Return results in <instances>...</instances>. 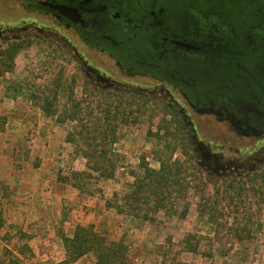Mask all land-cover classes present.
<instances>
[{"label":"rangeland","instance_id":"1","mask_svg":"<svg viewBox=\"0 0 264 264\" xmlns=\"http://www.w3.org/2000/svg\"><path fill=\"white\" fill-rule=\"evenodd\" d=\"M11 17L13 8L0 7L1 19ZM11 41H20L23 46L16 55L13 70L0 72V115L6 118L5 130L0 131V264H10L14 257L21 264H61L66 253L60 234L72 236L78 224L93 225L108 240H124L130 264H264V203H258V196L250 190L244 191L245 200L239 206L234 205L239 200L234 189L229 188V192L235 194V200L223 195L228 193L225 187L229 183L235 182L237 186L251 182V178L242 182L228 178L221 181L220 178L226 177L222 172L209 176L214 171L197 158L192 143L190 151L194 163L204 168L201 174L204 180L210 188L223 189L224 199L218 206L222 215L218 221L228 220L226 226L212 223L206 215L198 213L196 204L200 198L194 189L188 194L190 209L185 218L161 210L155 213L154 220L146 221L119 212L116 206L107 207V199L123 203L121 196L131 190L133 172L139 171L143 155L151 166H159L153 149L161 119L183 121L160 97L102 87L53 35L38 31L0 35V49ZM58 82L64 84V90L54 98ZM71 85L74 98L82 100L84 106L109 100L121 103V107L124 106L121 101L136 98L139 103L155 108L154 114L153 111L140 114L137 110L119 126L118 141L113 148L123 155L122 163L114 178L90 182L92 192H81L71 182L60 180L71 170L84 169L86 162L76 154L74 144L66 141L68 131L75 125L69 118L63 120L62 111ZM46 97L56 109L51 115L41 108ZM174 156L185 158L182 146ZM20 217L31 220L30 223L24 219L34 227L31 235L24 233ZM246 223L250 235L239 241L235 233L241 232ZM189 232L206 237L200 244L201 253L185 250L183 240ZM95 262V255L88 253L70 264Z\"/></svg>","mask_w":264,"mask_h":264},{"label":"flooded vegetation","instance_id":"2","mask_svg":"<svg viewBox=\"0 0 264 264\" xmlns=\"http://www.w3.org/2000/svg\"><path fill=\"white\" fill-rule=\"evenodd\" d=\"M0 3L13 8L0 35H53L102 87L160 97L209 176L242 182L264 166V0Z\"/></svg>","mask_w":264,"mask_h":264},{"label":"trees","instance_id":"3","mask_svg":"<svg viewBox=\"0 0 264 264\" xmlns=\"http://www.w3.org/2000/svg\"><path fill=\"white\" fill-rule=\"evenodd\" d=\"M22 46V42L13 41L0 49V72L3 71L2 69L13 70L16 55ZM63 87L62 82L56 83L54 98L64 90ZM126 101L127 99L121 101L124 104L121 107H119L121 103L114 104L109 100L97 103L96 106L90 104L84 106L82 100L74 98V87L70 86V95L62 110L65 113L63 120L69 118L75 121V125L68 131L66 141L74 144L76 154L82 156L86 162L84 169L71 170L67 175L60 176L61 181L71 182L81 192H92L90 182L115 177L123 158V155L113 148L118 141L119 126L126 123L137 110L140 114L147 111H153L154 114L155 110L153 106L139 103L136 98ZM68 102H71L69 106H67ZM52 104L53 102H49L47 97L44 98L41 108L47 115L56 111L53 110ZM5 125L6 118L0 115V131L5 130ZM187 132L189 133L184 122L162 118L156 133V147L153 149L159 166H151L147 156L143 155L140 158L139 171L133 172L131 190L121 196L123 203L107 199V207L116 206L119 212H126L146 221L154 220L155 213L161 210L185 218L190 209L188 194L194 189L200 198L196 204L198 213L201 216L206 215L212 223L226 226L228 220L224 223L218 221L219 215H222V211L219 212L220 208H218L222 199L233 201L238 197L239 200H235L234 205L239 206L243 204V199L245 200L244 191L250 190L258 196V203H264V167L253 174L251 182L237 183V186L235 182L229 183L228 187H225L228 193L223 194V198L222 187L210 188L200 174L190 151L192 138L190 133L186 134ZM179 146L183 147L185 158L174 156ZM248 183H250L249 187L246 188ZM229 188L235 190V197L229 192ZM114 195L117 196L116 193ZM235 221L233 222L236 223ZM247 221H251L250 216ZM243 230L246 234L242 233ZM242 231H236L234 236L239 241L250 235L249 223L243 226ZM60 237L66 253L61 264H70L88 253L95 255V264H130L128 246L124 240H108L91 224H78L72 236L62 232ZM205 238L203 235L189 232L183 240L185 250L201 253L200 244ZM10 264H21V262L14 257L10 260Z\"/></svg>","mask_w":264,"mask_h":264},{"label":"crops","instance_id":"4","mask_svg":"<svg viewBox=\"0 0 264 264\" xmlns=\"http://www.w3.org/2000/svg\"><path fill=\"white\" fill-rule=\"evenodd\" d=\"M63 188V187H62ZM30 200H31V198H30ZM26 201H28V199L26 200ZM25 204L27 205V202H25ZM17 210H15L14 211V213L16 212ZM16 217V216H15ZM24 219H26V218H24V217H20L19 218V221H20V223L21 224H24V226H22V229H23V231H24V233H26V234H28V235H31V233H33V229H34V227H33V225H31L30 223V221H28V219H26L28 222H30V223H27V222H25V220Z\"/></svg>","mask_w":264,"mask_h":264}]
</instances>
